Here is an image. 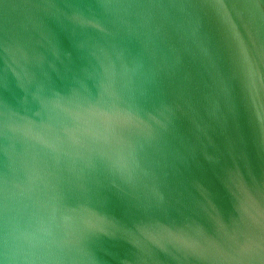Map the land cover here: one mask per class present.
I'll return each instance as SVG.
<instances>
[{"label":"water","instance_id":"95a60500","mask_svg":"<svg viewBox=\"0 0 264 264\" xmlns=\"http://www.w3.org/2000/svg\"><path fill=\"white\" fill-rule=\"evenodd\" d=\"M0 264H264V0H0Z\"/></svg>","mask_w":264,"mask_h":264}]
</instances>
